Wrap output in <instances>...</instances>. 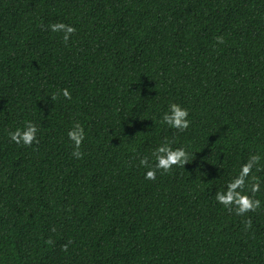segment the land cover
I'll return each mask as SVG.
<instances>
[{
	"label": "trees",
	"instance_id": "16d2710c",
	"mask_svg": "<svg viewBox=\"0 0 264 264\" xmlns=\"http://www.w3.org/2000/svg\"><path fill=\"white\" fill-rule=\"evenodd\" d=\"M54 23L76 28L67 44ZM170 103L186 132L160 123ZM26 121L31 148L8 137ZM166 138L189 164L145 180L139 160ZM253 153L264 0H0V264H264V171L258 212L214 199Z\"/></svg>",
	"mask_w": 264,
	"mask_h": 264
},
{
	"label": "clouds",
	"instance_id": "9594fccd",
	"mask_svg": "<svg viewBox=\"0 0 264 264\" xmlns=\"http://www.w3.org/2000/svg\"><path fill=\"white\" fill-rule=\"evenodd\" d=\"M48 27L53 33L63 34L62 40L64 44H67L70 37L76 32L75 27L64 23H54ZM216 43L224 44V37H216ZM61 96L65 100L72 99L71 92L66 88L58 90L50 98L51 101H56ZM188 117L189 111L187 108H183L177 103H170L160 123L175 129L179 133H184L191 127V120ZM38 131L39 128L36 124L26 121L23 129L17 128L8 132V137L18 146L31 148L33 144L38 145L40 143L37 137ZM67 135L73 145L72 156L76 159H82L84 153L81 151V146L85 140L83 126L75 123ZM174 142L166 138L163 143L157 146L151 153L154 158V163L152 164H150L147 156L140 158V166L147 169L144 175L145 180L154 181L158 173L160 175H168L171 174L174 167L184 168L186 164H189L190 153L184 146L173 148L171 145ZM262 159L264 157L260 153L250 154L247 161L241 164L238 174L226 183L225 189L216 191L215 201L228 212L239 217H247L249 213L258 212L261 209V200L257 199L256 196L261 191V180L259 176L253 174V170L255 169L256 172L264 171V166L261 165ZM251 225L252 220L250 217L244 220L245 230L251 228ZM45 243L52 245L54 242L49 238ZM62 250L67 251V244L63 245Z\"/></svg>",
	"mask_w": 264,
	"mask_h": 264
}]
</instances>
